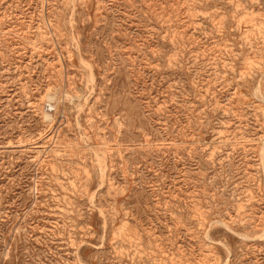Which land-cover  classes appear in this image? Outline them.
<instances>
[{"label": "rangeland", "instance_id": "obj_1", "mask_svg": "<svg viewBox=\"0 0 264 264\" xmlns=\"http://www.w3.org/2000/svg\"><path fill=\"white\" fill-rule=\"evenodd\" d=\"M263 52L264 0H0V264H264Z\"/></svg>", "mask_w": 264, "mask_h": 264}, {"label": "bare ground", "instance_id": "obj_2", "mask_svg": "<svg viewBox=\"0 0 264 264\" xmlns=\"http://www.w3.org/2000/svg\"><path fill=\"white\" fill-rule=\"evenodd\" d=\"M71 2V1H70ZM73 21V20H72ZM246 36V35H245ZM264 53V52H263ZM213 66V65H212ZM258 91V90H257ZM261 96V95H260Z\"/></svg>", "mask_w": 264, "mask_h": 264}]
</instances>
